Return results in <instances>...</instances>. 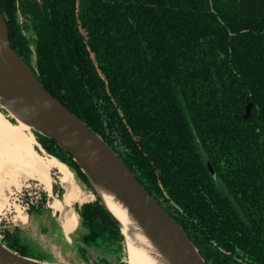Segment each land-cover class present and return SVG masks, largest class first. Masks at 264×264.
I'll list each match as a JSON object with an SVG mask.
<instances>
[{
  "label": "trees",
  "instance_id": "trees-1",
  "mask_svg": "<svg viewBox=\"0 0 264 264\" xmlns=\"http://www.w3.org/2000/svg\"><path fill=\"white\" fill-rule=\"evenodd\" d=\"M17 6L44 90L115 152L205 263L264 264V0H0L30 65ZM40 139L93 190L66 150ZM94 193L84 225L124 242Z\"/></svg>",
  "mask_w": 264,
  "mask_h": 264
},
{
  "label": "bare ground",
  "instance_id": "bare-ground-1",
  "mask_svg": "<svg viewBox=\"0 0 264 264\" xmlns=\"http://www.w3.org/2000/svg\"><path fill=\"white\" fill-rule=\"evenodd\" d=\"M4 39L5 31L0 22V45ZM28 95L39 100L53 117L67 116L66 110L43 91L31 69L22 60L0 48V106L17 122L16 125L12 124L0 111V195L3 190L17 187L24 179L35 180L47 192H51V170L56 169L65 177L64 181L70 187L63 196V201H55L53 204L55 210L62 211L65 207L70 208L73 203L80 202L82 193L73 182L65 164L54 158H44L36 152V140L31 128L48 127L37 117ZM67 132L71 133V130ZM95 147V152L103 156L106 164L115 163L99 144ZM83 166L103 207L121 229L130 264H190L184 249L176 240L165 235L125 196L118 193L110 182L114 178L104 174L105 167L96 170L88 163ZM0 253L16 264H45L21 258L1 244Z\"/></svg>",
  "mask_w": 264,
  "mask_h": 264
},
{
  "label": "rangeland",
  "instance_id": "rangeland-1",
  "mask_svg": "<svg viewBox=\"0 0 264 264\" xmlns=\"http://www.w3.org/2000/svg\"><path fill=\"white\" fill-rule=\"evenodd\" d=\"M15 14L32 51L29 66L36 68L31 18L23 15L19 6ZM0 111L8 121L17 124L4 107L0 106ZM31 133L36 140L35 150L40 156L54 158L68 167L73 182L82 193L81 201L62 211L53 208L54 202H62L70 188L64 181L65 177L56 169L51 170V192L35 180H21L17 187L3 190L0 195V243H8L32 257L30 259L45 264H130L125 238L119 243L108 237L103 241L84 225L81 212L84 205L96 201L94 187L91 190L68 164L47 150L40 139L44 136L43 132L31 128Z\"/></svg>",
  "mask_w": 264,
  "mask_h": 264
},
{
  "label": "water",
  "instance_id": "water-1",
  "mask_svg": "<svg viewBox=\"0 0 264 264\" xmlns=\"http://www.w3.org/2000/svg\"><path fill=\"white\" fill-rule=\"evenodd\" d=\"M0 22L3 24L5 31V39L2 41L0 48L2 51H6L22 60L32 71V74L43 91L52 99H54L49 93H47L41 83L36 78L32 68L22 59L11 47V43L8 37L7 26L5 20L0 12ZM28 99L31 106L35 108L37 117L48 128H33L35 130L43 132L44 136L57 142L64 150H66L75 161L82 167L84 173L89 178L92 186L94 187L97 196L101 200L97 193V190L86 172L83 164H90L92 168L99 170L105 167L104 174L113 177L111 184H113L118 193L125 196L139 211H141L145 217L153 223L159 230H161L168 237L176 240L184 249L190 264H206L199 252L195 248L194 244L185 233V231L177 224V222L168 214V212L160 205V203L148 192V190L139 182L136 176L129 170V168L123 163V161L111 150L97 135H95L81 120L71 114L63 105L67 116L53 117L52 114L43 108L41 102L36 98L28 95ZM252 104L246 107V114L244 120H248L251 117ZM71 130V133L67 131ZM99 144L103 150L114 159V164H106L103 156L95 152V145ZM210 170H212L210 168ZM102 203V201H101ZM103 204V203H102ZM115 221V220H114ZM116 222V221H115ZM119 226V225H118ZM3 248L9 252L23 257L17 253L12 252L2 243ZM28 259V258H27ZM30 259V258H29ZM0 264H16L9 258L0 253Z\"/></svg>",
  "mask_w": 264,
  "mask_h": 264
}]
</instances>
